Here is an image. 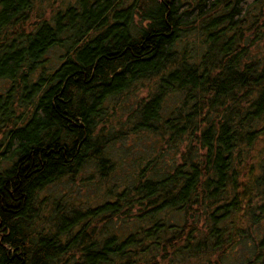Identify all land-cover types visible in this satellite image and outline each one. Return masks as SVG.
I'll return each mask as SVG.
<instances>
[{"label": "trees", "instance_id": "1", "mask_svg": "<svg viewBox=\"0 0 264 264\" xmlns=\"http://www.w3.org/2000/svg\"><path fill=\"white\" fill-rule=\"evenodd\" d=\"M0 87V264H264V0H0Z\"/></svg>", "mask_w": 264, "mask_h": 264}, {"label": "rangeland", "instance_id": "2", "mask_svg": "<svg viewBox=\"0 0 264 264\" xmlns=\"http://www.w3.org/2000/svg\"><path fill=\"white\" fill-rule=\"evenodd\" d=\"M47 56V65L49 69L54 68L55 64L58 62L59 58L52 51L46 54ZM147 88V87H146ZM146 88L139 87L138 90H135L136 96H124L121 95L120 98L114 99L109 104V107H115L114 112L120 118L126 119V116L129 110L134 108L136 97H141V95L147 94ZM0 91H3V88L0 87ZM172 101H168V108L172 106ZM123 144L116 142V144L111 146V149H108V152L112 158L120 159L122 166L118 169L119 176L124 177L128 175L135 167V161L138 158V155L146 150V142L144 139L135 140L134 138H126L122 140ZM145 147V148H143ZM148 149V148H147ZM95 167L90 166L81 174L82 176L76 177L73 181H62L55 186H52V192L68 194L71 198H79L85 202L96 201L98 197L103 196L102 182L99 179V174H97ZM108 187V185L105 186Z\"/></svg>", "mask_w": 264, "mask_h": 264}]
</instances>
